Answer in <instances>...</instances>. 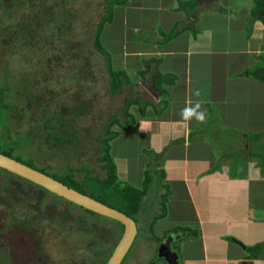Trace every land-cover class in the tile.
<instances>
[{
	"label": "crops",
	"instance_id": "obj_1",
	"mask_svg": "<svg viewBox=\"0 0 264 264\" xmlns=\"http://www.w3.org/2000/svg\"><path fill=\"white\" fill-rule=\"evenodd\" d=\"M183 1L127 0L114 7L113 19L124 29L114 33L108 22L102 40L114 49L117 70L132 80L125 88L136 93L141 120L130 131L115 129L120 136L110 152L129 144L137 152L141 189L152 165L148 195H159L165 207L152 223H178L154 244L178 236L167 243L171 263L157 255L150 264H264V123L254 117L264 84L251 77L264 67V27L251 28L253 0L198 1L187 10ZM167 75L175 83L165 96L159 89ZM196 88L208 119L186 125L178 112ZM130 170L124 163L125 180ZM137 217L144 221L141 212Z\"/></svg>",
	"mask_w": 264,
	"mask_h": 264
},
{
	"label": "rangeland",
	"instance_id": "obj_2",
	"mask_svg": "<svg viewBox=\"0 0 264 264\" xmlns=\"http://www.w3.org/2000/svg\"><path fill=\"white\" fill-rule=\"evenodd\" d=\"M85 1L86 0H81V6L85 5L83 11L81 12V14L84 15L82 21H88L95 28L100 19V13L103 11V8L99 11L97 9H93V7L100 2V0H88L90 2L89 4L88 1L85 4ZM231 2L233 4H237L240 2V0H232ZM18 5L23 8L22 3H18ZM120 6H123V4H121ZM222 6L230 8V5H228L225 1H223ZM16 16L18 17V14H16ZM107 25L111 27V31H113L114 33H118L120 29H124V24L121 21L117 23L115 19H113ZM79 34L81 35L80 30ZM43 42L47 46L46 49L36 52L35 55L27 48H21V45L17 40H15L14 45L19 49L17 51V54L14 55L15 57H13L12 61V54L7 53L6 51L1 52L0 54V66L3 67L4 65H7L8 67H10L7 70V75L10 79V82L13 81L14 74L18 79L14 86H9L7 96L9 102L16 107V112H18L21 116V119L12 117L14 119L8 127V136L11 139L5 142L8 146H11L14 142L20 141L23 138L22 136L38 132L37 124L43 123V120L41 119L39 120V122H37L36 120L40 119L39 116H36L37 119L31 118L34 117L35 111L37 109H40L42 106L47 107L49 101L53 100L54 102L52 110H57L56 108L61 105L68 106L70 104H81V106H84L83 102H88L87 105L89 108V112L87 117H83L82 119L77 120L75 123H73L72 126L77 131L76 137L78 138V140H81L78 151L71 152L69 146H66L67 148L65 150L56 147H49L50 145L47 144L48 136L50 135V133H55V131L56 133H58L56 129H49L43 130L45 131L44 135L37 137L38 139L36 138L33 144H28L30 146L26 147L25 149H21V151L24 153L22 155L25 157L34 158L39 166L47 168L49 171H54L55 169L64 170L66 168L77 169L84 166L90 168L91 171H88L87 168H82L84 169V171L81 169V171L76 172V181L79 182V186L81 187V189L85 188L90 194H95L102 197L104 201L111 207L127 213L128 211L126 206H123L122 204V202L124 201L123 198L121 196L109 193V191L104 189V186H100L98 184V181H101L103 179L100 176H105L104 171H102L101 169L102 163H100L99 160V147L101 146L99 136L103 133V128L105 126L107 127L115 118L119 117L120 120H124L123 112L126 106V102L131 99H136V93L134 92L133 95L132 92H130L127 88L118 90V93L117 90L111 91V87L108 83V80L106 79V75L100 72H105L104 68L98 66L95 69H90L88 63L87 65H85L84 60L87 54V52L84 51L85 47H82L83 50L82 52H80V57L83 61L79 64V66L82 67L83 70L80 72L79 81L76 82L75 77L74 81L70 80L72 83L61 87L64 99L70 97L68 103L67 101H65L64 104L63 101L58 100L53 87L48 88L47 86L42 85L38 88H34L32 86H28L31 81L33 82V84L35 82L46 84L50 76L62 77L61 79L63 80L64 76L75 74L78 72V70H76L72 64H69V59L65 58L63 61H59V54H57L59 51V45L56 39L54 40L53 38H50ZM102 43L105 50L112 58V64L114 68L118 69L114 49L109 47L103 40ZM32 44L33 42L30 43V45ZM49 45L51 46L49 47ZM71 54L73 56L75 55L74 53ZM44 55H46V57L48 58L43 62L41 60V57ZM23 58L26 59L23 60ZM32 58L34 59L31 60ZM9 61L11 62L9 63ZM93 64L97 65L98 63L93 62ZM144 64L146 63L144 62ZM95 73L98 74L94 75ZM251 77L254 81H256L255 75L251 74ZM0 78H2L1 75ZM259 83L264 84V74L260 77ZM115 93L117 94L114 95ZM27 94H32L31 98L34 94H39L40 96H42V98H44V102L42 104L37 103L36 105H30ZM47 96L49 97L46 98ZM35 100L36 99H33V102H35ZM254 106L256 107L254 117L256 116L258 117V119H262V122L264 123L263 92L260 93L259 97L256 99ZM25 109L27 110L25 111ZM70 109L71 107H66V110L62 112V115L69 117ZM131 111L136 115V118L138 120H141L140 110L138 106L132 107ZM54 112H58L59 114V111ZM22 114H24V116ZM107 122H109L108 125ZM115 129L120 130L118 126H116ZM5 132L6 129L4 130V133ZM2 135L4 134H2V129H0V136ZM16 152H18L17 149ZM81 152H85L88 155L82 156ZM133 153L134 152L130 144L124 147L117 148L116 150L113 149L111 152L117 168V175L121 189L129 185L130 187L132 186L134 188H138V190L141 189L142 178L139 177L140 165L138 162L134 167V163L137 161L138 156L136 155L137 152L134 154ZM124 163L127 164L129 170L131 169L130 172H128L127 176L129 178L126 180L122 175ZM128 163L130 164L128 165ZM148 166L146 167V170L148 169ZM5 175V172L0 171V178H4ZM8 178L23 183V180H20L16 177L11 176ZM156 180L157 178L155 177L154 182ZM23 184L28 185L26 183ZM159 190L161 192V189ZM260 192H262V189L260 190ZM150 197L151 192L144 199L142 205L143 207L140 211L144 217L142 219L144 221L142 222L137 216L134 219L138 227L139 235L122 264H150L154 261H152L153 258L156 259L155 262L159 261L157 257V255L159 256V253L157 254V251H154V254L153 252H150L152 248L157 249L162 244L161 243L158 247H155L156 242L158 241L159 233L178 225V223H175V220L170 219L157 220L152 223L154 219L153 216H155L156 214L158 216L162 215L165 211V207L159 206V195L156 198ZM50 202L53 203L55 201L51 200ZM56 203L60 211H67L68 207L65 202L56 199ZM68 205H70L69 210L73 212V216H76L81 220H86L89 227L88 229H101L102 236L109 235L111 237L110 242L107 244L106 257H103L105 259L103 264H106L108 256H110V254L115 249L114 247L122 238V228L118 224L113 223L107 219L105 220L98 216L86 214V212L82 211L78 206L71 204ZM151 231H153V234ZM169 237H172V239L174 240H177L178 238V236L176 235H172ZM162 241L163 239H161V242Z\"/></svg>",
	"mask_w": 264,
	"mask_h": 264
},
{
	"label": "trees",
	"instance_id": "obj_3",
	"mask_svg": "<svg viewBox=\"0 0 264 264\" xmlns=\"http://www.w3.org/2000/svg\"><path fill=\"white\" fill-rule=\"evenodd\" d=\"M87 1L88 0L85 1V4ZM198 1L205 2L206 0L183 1L181 3L183 10H187V7H189L188 5H195L198 3ZM215 1L216 0H211L212 3ZM126 2L127 0H100V2L93 7V9H97L98 11L103 8V11L100 13V19L94 28V26L88 21H82L84 15H82L81 12L83 11L85 5L81 6V0H0V54L4 51L12 54V61L13 57H15L14 55L17 54L19 49L14 45L15 40H17L19 41L21 48H27L35 55L36 52L46 49L47 46L43 41H46L50 38H53L54 40L56 39L59 45V51L57 53L59 54V61L61 62L65 58L69 59V64H72L73 67L78 70V72L64 76L63 80L61 79L62 77L50 76L46 84H40L38 82L33 84L31 81L28 86H32L34 88H38L42 85H45L48 88L53 87L58 100L63 101L65 104V101L68 103L70 97L64 99L61 87L72 83L70 80L74 81L75 77L76 82L79 81L80 72L83 70V68L79 66V64L83 61L80 57V52L83 50L82 47H85L84 51L87 52L84 60L85 65L88 63L90 69H95L98 66L104 68L105 72H100L106 75V79L110 84L111 91L117 90L118 93V90H122L125 87L132 85V80L125 71L114 68L112 64V58L103 46L102 34L106 24L113 20L115 5L125 4ZM18 3H22L23 8L19 6ZM89 3L90 2L88 1V4ZM16 14H18V17ZM257 22H259L264 27V0H253L252 3L250 11L251 28L253 27V24ZM79 30L81 31V35L79 34ZM170 38L171 37L168 36L165 40ZM31 42H33L32 45H30ZM50 46L51 45H49V47ZM71 53H74L75 55L73 56ZM47 58L48 57L44 55L41 57V60L44 62ZM25 59L26 58H23V60ZM33 59L34 58L31 60ZM11 61H9V63ZM93 62H97L98 64L95 65ZM9 68L10 67L7 65H4L3 67L0 66V75L2 76V78H0V129H2V134H4L0 136V154L15 159L18 162L33 169L41 171L42 173H45L52 178L64 183L70 188H73L82 194L88 195L98 202L115 209L134 220L135 217L140 213L141 208L143 207V201L147 196L151 183L153 182L151 173L152 165H149L148 169L145 171L146 181L144 182L143 190H138V188H134L132 186L130 187V185L121 189L117 175V168L110 152V142L120 136V132L115 130L116 126L127 132L137 124L138 119L136 118V115L132 113L131 109L134 106L141 108L139 101L134 99L128 100L123 112L124 120H120L119 117L115 118L114 120L111 119L112 121H109L110 124L108 125L109 122H107L108 126H105L106 128L99 136V141L101 143V146L99 147V160L100 163H102L101 169L105 172V176H100L103 179L98 181V184L100 186H104V189L109 191V193L121 196L123 198L124 201L122 204L123 206H126L128 211L127 213H124L119 209L111 207L104 201L102 197L95 194H90L85 188L81 189L79 182L76 181V172L81 171L82 168H87L88 171H91L90 168L84 166L77 169L66 168L64 170L55 169L54 171H49L47 168L39 166L34 158L25 157L22 155L24 153L21 151V149H25L26 147L33 144L37 137L44 135L45 131L43 130L49 129H56L58 132L56 133L55 131V133H50L48 136L47 144L50 145L49 147H56L65 150L67 148L66 146H69L71 152L78 151L81 140H78L76 137L77 131L72 126L77 120L87 117L89 112L87 105L88 102H83L84 106H81V104H70L68 106L61 105L56 108L57 110H52L54 102L53 100L49 101L47 107L42 106L40 109H37L35 111L34 117L31 118L37 119L36 116H39L40 119H37L36 121L39 122V120H43V123L37 124L38 132L22 136L23 138L20 141L14 142L11 146L6 144L5 141H9L11 139L8 136L9 124L14 118L21 119L19 113L16 112V107L9 102L7 96L9 86H14L18 80L14 74L13 81L10 82V79L7 75V70ZM96 74L98 73H95L94 75ZM251 74L255 75V77L260 80V77L264 74V67L255 68ZM170 76L171 75L162 76V78L166 79L160 83L161 87L159 91L162 95L167 96L166 87H169L175 83V76H173L172 81ZM31 95L32 94H27L30 105H36L37 103L42 104L44 102V98H42V96L39 94H34L32 98ZM48 97L49 96L46 98ZM33 99H36L35 102H33ZM65 106L71 107L69 110L70 118L68 116L62 115V112L66 110ZM26 110L27 109H25V111ZM54 111H59V114L58 112ZM22 115L24 116V114ZM5 129L6 132L4 133ZM16 149L18 152H16ZM261 153H264V145H262ZM81 155L85 156L88 154L81 152ZM260 157L263 159L264 154H262ZM84 169L82 170L84 171ZM90 214L94 215L92 213ZM111 222L118 224L124 233V228L122 225L114 221ZM119 242L114 248L117 247ZM177 251L178 250H176V252ZM113 252L110 254V256H108V258L112 256Z\"/></svg>",
	"mask_w": 264,
	"mask_h": 264
},
{
	"label": "flooded vegetation",
	"instance_id": "obj_4",
	"mask_svg": "<svg viewBox=\"0 0 264 264\" xmlns=\"http://www.w3.org/2000/svg\"><path fill=\"white\" fill-rule=\"evenodd\" d=\"M0 171L6 174L0 178V264L104 263L111 237L102 236L101 229H88L85 219L73 216L68 204H75L2 168ZM11 176L29 186L8 178ZM56 199L65 202L67 211L58 209Z\"/></svg>",
	"mask_w": 264,
	"mask_h": 264
},
{
	"label": "water",
	"instance_id": "obj_5",
	"mask_svg": "<svg viewBox=\"0 0 264 264\" xmlns=\"http://www.w3.org/2000/svg\"><path fill=\"white\" fill-rule=\"evenodd\" d=\"M0 168L22 179H26L40 187L45 188L51 193L79 206L81 209L89 213L117 222L122 225L124 228L122 238L107 262V264H122L123 260L132 249L134 242L138 236V227L133 219L115 209H112L98 202L88 195L82 194L77 190L70 188L60 181L52 178L51 176L29 166H26L16 161L15 159L7 157L3 154H0ZM167 246L168 245L166 244L160 247L159 257L163 258L166 262L171 263L169 259L170 253L166 254L170 252Z\"/></svg>",
	"mask_w": 264,
	"mask_h": 264
},
{
	"label": "clouds",
	"instance_id": "obj_6",
	"mask_svg": "<svg viewBox=\"0 0 264 264\" xmlns=\"http://www.w3.org/2000/svg\"><path fill=\"white\" fill-rule=\"evenodd\" d=\"M202 95L203 92L200 88L192 90L189 98L185 101L184 107L179 110L178 115L186 125L192 121H196L199 124L207 122L208 113L203 108L204 101L201 99ZM187 131H190V129H187Z\"/></svg>",
	"mask_w": 264,
	"mask_h": 264
}]
</instances>
